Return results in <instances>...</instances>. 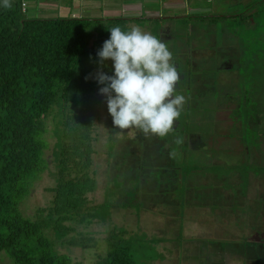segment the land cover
Instances as JSON below:
<instances>
[{
  "label": "rangeland",
  "instance_id": "374dc122",
  "mask_svg": "<svg viewBox=\"0 0 264 264\" xmlns=\"http://www.w3.org/2000/svg\"><path fill=\"white\" fill-rule=\"evenodd\" d=\"M39 1L32 0L25 18L55 15L51 2L33 6ZM175 1L182 7L173 8L181 9L164 13L175 19H139L127 27L166 42L180 75L176 94L187 103L166 137H145L137 129H118L106 97L93 92L89 174L96 186L86 195L92 218L74 226L94 245L70 246V236L54 245L73 263L95 264L108 246H122L136 264H264V0ZM97 3L102 7V0ZM164 3L151 7L162 11ZM139 4L145 19L146 4ZM81 9L77 16L92 17ZM252 13L248 21L239 19ZM54 120L52 114L45 120L48 168L22 204L27 217L52 198ZM111 230L117 235L109 241ZM1 254L2 264H12Z\"/></svg>",
  "mask_w": 264,
  "mask_h": 264
},
{
  "label": "trees",
  "instance_id": "16d2710c",
  "mask_svg": "<svg viewBox=\"0 0 264 264\" xmlns=\"http://www.w3.org/2000/svg\"><path fill=\"white\" fill-rule=\"evenodd\" d=\"M253 14L239 19L248 21ZM104 21L109 22L99 25ZM128 22L75 16L27 19L19 1L5 9L0 0V253L12 264H81L58 253L55 239L70 236L65 242L70 246L94 245L93 239L75 232L74 224L92 218L86 206V195L96 186L89 174L95 154L90 104L93 92L103 87L94 78L100 68L97 52L112 27L128 30ZM104 63L103 71L113 75V62ZM51 114L54 123L58 119L52 128L55 186L48 190L49 205L27 217L22 204L48 168L45 120ZM111 235L117 234L111 230L107 238ZM95 264L136 262L127 248L108 246Z\"/></svg>",
  "mask_w": 264,
  "mask_h": 264
},
{
  "label": "clouds",
  "instance_id": "9594fccd",
  "mask_svg": "<svg viewBox=\"0 0 264 264\" xmlns=\"http://www.w3.org/2000/svg\"><path fill=\"white\" fill-rule=\"evenodd\" d=\"M2 6L10 9L11 0H2ZM20 9L26 14L23 0ZM97 56L100 68L94 78L103 85L99 93L106 97L108 112L118 129H137L145 137L159 138L174 130L187 100L176 94L180 75L166 42L139 27L122 30L114 26ZM107 60L113 62V75L103 71ZM175 143L182 144L183 138L178 137Z\"/></svg>",
  "mask_w": 264,
  "mask_h": 264
},
{
  "label": "crops",
  "instance_id": "0c3cea01",
  "mask_svg": "<svg viewBox=\"0 0 264 264\" xmlns=\"http://www.w3.org/2000/svg\"><path fill=\"white\" fill-rule=\"evenodd\" d=\"M18 1L20 3V0H12L13 3L18 2ZM23 1L27 3V7L30 3H33L32 0H23ZM99 1L100 0H40L39 3H34L33 6L37 7V4H38V7H40L41 4L45 5V3L51 2L52 5H55L54 6L55 9L53 10L54 11L56 10V12L49 11L50 14H55L52 17H59V14H61V16H64V17H67V16L68 17L70 16L79 17L77 16V12L78 11L83 12V10L81 9V7H83L85 11H90V13L92 14L91 18H90V14L82 16L83 18H86V19L108 20L105 18H109L111 16L112 18H110V20L111 19H127L128 21H134V20L140 19L141 21L145 23L151 20L165 21L166 19H169V18L175 19L176 17L166 16L164 14L165 11L177 10V9L180 10L181 8H173V6L175 7V5H178V4H180V6L182 7V4L180 2L176 3L175 0H165V3L163 4V9L161 11V9H159L160 6L157 7V9L151 7V5L153 4H155L156 6V3L158 0H143L146 4V7L143 10V14H144L143 16L145 17V19H143L141 18L142 12H141V6L139 4V1L141 0H115V1L102 0V3H101L102 7L98 5L97 2ZM111 5L114 7H111ZM183 6L185 8V3H183ZM76 7H78V10L76 9ZM39 12L41 11L38 10V13ZM95 13H99V14L103 13L105 14V17L94 18L93 16ZM184 13L188 14L187 16L190 17V13H188L186 10ZM115 15L117 17H115ZM52 17L36 16V17H31L30 19L32 18H52ZM130 25L131 24H129V26Z\"/></svg>",
  "mask_w": 264,
  "mask_h": 264
},
{
  "label": "built area",
  "instance_id": "2783aa9c",
  "mask_svg": "<svg viewBox=\"0 0 264 264\" xmlns=\"http://www.w3.org/2000/svg\"><path fill=\"white\" fill-rule=\"evenodd\" d=\"M22 10L24 11V8H25V4L24 3H22Z\"/></svg>",
  "mask_w": 264,
  "mask_h": 264
}]
</instances>
